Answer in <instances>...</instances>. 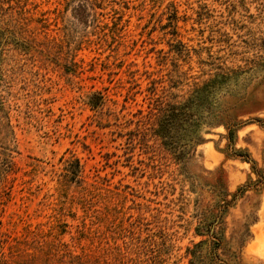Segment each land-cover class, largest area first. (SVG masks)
<instances>
[{"label":"rangeland","instance_id":"1","mask_svg":"<svg viewBox=\"0 0 264 264\" xmlns=\"http://www.w3.org/2000/svg\"><path fill=\"white\" fill-rule=\"evenodd\" d=\"M0 264H264V0H0Z\"/></svg>","mask_w":264,"mask_h":264},{"label":"trees","instance_id":"2","mask_svg":"<svg viewBox=\"0 0 264 264\" xmlns=\"http://www.w3.org/2000/svg\"><path fill=\"white\" fill-rule=\"evenodd\" d=\"M79 8H81L82 10L86 9L84 5L80 6Z\"/></svg>","mask_w":264,"mask_h":264}]
</instances>
